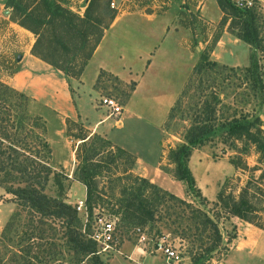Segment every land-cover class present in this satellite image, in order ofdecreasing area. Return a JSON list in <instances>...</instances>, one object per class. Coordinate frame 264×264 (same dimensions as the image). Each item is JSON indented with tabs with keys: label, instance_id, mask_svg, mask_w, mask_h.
<instances>
[{
	"label": "trees",
	"instance_id": "trees-1",
	"mask_svg": "<svg viewBox=\"0 0 264 264\" xmlns=\"http://www.w3.org/2000/svg\"><path fill=\"white\" fill-rule=\"evenodd\" d=\"M110 3L111 0H89L82 15L51 0H8L7 5L12 8L10 20L34 35L31 54L60 70L65 76L77 79L118 13ZM217 4L222 12L230 11L231 32L236 31L237 38L254 49L261 50L254 15L258 10H239L230 0H217ZM238 12L247 18L240 21L232 18ZM201 58V63L194 68L193 74L200 75L195 84L199 90L196 105L200 103V106L197 107L193 124L187 131L186 143L172 150L168 159L175 164L173 178L185 182L189 190L194 189V195L203 204L208 200L195 186L188 161L191 150L204 145L213 131L222 130L223 143L234 145L235 142L244 140L264 153V128L259 112L264 103V68L258 63L254 53L249 56L248 66L240 70L243 81L246 84L249 82V89L247 94L241 95L250 97L248 104L252 106L247 111L233 110L231 114L220 115L215 108L222 104L214 90L219 86L216 71L219 68L227 69V66H219L204 56ZM229 70L234 71L233 67H229ZM204 71L206 76L202 79ZM243 81L235 87L242 86ZM134 84L133 82L131 89ZM28 100L26 94L0 80V187L12 197L9 199L16 205L15 211L10 214L0 232V263L6 258V264H50L57 254L62 255L61 249L66 247L77 264L90 260H94L93 264H102L103 257L96 253V244L88 237L87 230H82L75 204L67 203L65 197L46 194L48 183L60 174L50 163L51 148L45 137L46 123L41 116L27 113ZM68 122L77 125L76 122L66 121V126ZM79 129L82 131L81 126ZM67 135L71 136L70 133ZM75 138L80 143L74 150V175L85 187V203L91 212L92 202L95 200L93 197H99L94 196L97 186L94 178L100 172V159L95 160V157H101L102 154L96 146L99 143V146L111 148L112 144L96 133H80ZM114 148L119 156L125 154L133 164L134 157L129 152L116 146ZM107 153L111 156L108 163H112L113 152L107 150ZM231 163L235 169L248 168L246 161L231 159ZM251 170L257 168L253 167ZM128 178L139 184L121 187V193L127 194L126 198L117 201L122 209L119 220L124 225L136 226L152 220L151 205L144 197V191L148 189L157 199L164 200V196H167L173 203L190 208L191 218L196 224L191 242L193 246L196 241L199 243L194 252H189V264H203L202 260H209L213 253L226 249L218 220L238 217L264 230V226L257 224L255 218L249 216L256 211L251 202L254 196L247 189L258 183L254 176L246 183L247 188H242L237 195L220 192L214 203L224 213L212 212V216L144 177L130 173L126 176ZM252 187L258 188L255 185ZM197 225H201V228ZM205 231L208 233L204 234ZM234 237L235 228L232 227L230 234H227V242Z\"/></svg>",
	"mask_w": 264,
	"mask_h": 264
},
{
	"label": "rangeland",
	"instance_id": "rangeland-1",
	"mask_svg": "<svg viewBox=\"0 0 264 264\" xmlns=\"http://www.w3.org/2000/svg\"><path fill=\"white\" fill-rule=\"evenodd\" d=\"M51 1L58 2L69 8L72 6L74 9H71L77 13L80 12V9H83V14L89 0ZM7 2L8 0H3L0 3V30L5 27L3 23L10 20L12 8L7 5ZM111 2L114 3L113 8H115L118 13L133 11H143L146 13L156 11L157 13H160L165 9H169L171 4L177 3V7L174 10L172 9L177 19L176 30H181L183 34H185V41L188 42L187 44L191 49L193 59L192 66L188 70V58L183 55L182 50L177 51L176 68L170 75L171 79L174 80L175 87H178L180 83H182L176 100L162 124V132L166 140V146L164 148L166 153L162 168L166 171H169L170 168L172 173L175 164L169 160L168 157L172 150H175L180 145L186 143L185 137L187 131L193 124V117L197 114L196 110H198L197 107L200 106V103L196 105L198 102L199 90L195 87V84L197 83L196 80L199 79L200 75L196 76L193 74L194 68L201 63L202 56L211 61H215L219 66H227V69L219 68L216 71V80L219 83V86L215 87L214 90L217 91L218 98L222 100V104L215 107L218 110L217 114H231L233 110H236L237 112L242 109L245 111L250 110L252 105L248 104V101H250L251 98L245 96V94L248 93L249 82L246 84L244 82L245 80L243 81V74L240 70L248 66L249 56L253 53L257 57L260 66L264 68V0L259 1L260 9L254 13L255 24L261 40V50L254 49L246 42L237 38L236 31L231 32L229 29V24L231 22L230 11L222 12L219 9L218 15L214 16L212 19L208 18V21H206L205 17L200 14L199 10L194 7L197 0H111ZM240 13L241 12H238L237 15L232 16V18L239 21L247 18L246 15ZM161 20L166 21V19L162 18L153 22H160ZM130 22L149 21L141 18H133L130 19ZM171 27L173 28L174 25L172 24ZM30 33H26L27 35L25 37H17L16 40L19 42L15 47L11 48L8 47L7 44L5 45V43L9 41V38L7 37H5L0 43V67L2 65V68L0 69L1 81L10 75H13L19 69L16 63V55L21 54L23 51L22 47L28 45L29 41L34 38V35ZM223 36H226V38L222 40L226 46L220 47L225 50V52L222 53L218 52L216 49L215 41L216 39H221ZM175 43L178 46V43ZM227 46H232V52L226 50ZM229 67H233L234 71L229 70ZM212 73L213 72L210 73L211 76ZM205 76L204 71L202 72V79H204ZM242 81V86L235 87L236 84H239ZM132 84V81L129 83H123L112 75L102 72L96 82V87H99L100 97L95 99L96 108L93 106V110L96 112L93 113L90 111V118L95 120L102 115L112 116L109 114L107 108L100 104V99L102 97L114 98L122 106L125 103L129 92L132 90ZM241 93L245 94L241 95ZM25 94H27V92ZM27 96L29 99L27 113L41 116L46 123L47 131L45 137L51 148L52 155L50 163L60 174L58 178L51 180L48 183L46 186V194L51 197H66L65 199H68L67 203L74 205V198L81 197L83 189L80 185H77L75 187L74 196L73 192L70 191L71 180L75 179L74 170L70 173V165L73 163V169L76 166L75 158L70 162V148H72L74 153V150L78 147L80 141L75 138L78 134L88 133L91 135V130L87 126L88 123L82 119L75 118L77 125L68 122L62 133L59 121L52 117L51 114L43 108V95L35 97L31 94H27ZM95 101L90 100V103H93L92 105H94ZM80 126L82 131L79 129ZM67 133H70L71 136L67 135ZM222 138V130L216 129L213 131L209 135V140L204 145L194 147L191 150L189 161L192 159L190 161L192 164L188 161V167L189 164H191V167L193 168V171H191L193 173L191 174L194 177L196 187L199 186L197 180L200 179L201 173L203 175V170H205L209 176L212 175L213 178H219L217 182H207L206 186L200 181L201 186L200 188L198 187L202 196L206 199L210 197L212 200L207 199V203L201 204L200 199L194 195V189L189 190L187 184L183 181L168 184L166 182L162 183L166 188L173 190L179 195H182L184 190L186 197L182 198L177 196L178 198L190 203L194 208H199L208 212V215L212 216V212L221 211L224 213L223 209L219 208V206L214 203L220 192H231L234 195H237L241 192L242 188L246 187V183L251 176H254L255 179H258V183L252 185L257 186L258 188L252 187V185L248 188L246 187L249 190V193L254 196L252 197L251 202L256 210L249 216L254 217L257 224L264 226V153L261 150H258L255 145L247 143L244 140L237 141L234 145H229V142L223 143ZM66 141H68V144ZM93 145L95 146V142ZM96 147L103 156L95 157V160H97V158L100 159V163H98L100 172L94 178V181L97 182L94 196L99 197H93L95 200L92 202L93 207L91 212L88 210L89 219L88 222L85 223V229L84 214L78 213L79 223L82 226V230H87L88 233L90 232L92 217L95 212H100L105 215H114L120 218L122 209L117 201L127 197V194L121 193V187L131 186L132 183L136 184V186L139 184L138 182L132 181L131 178L126 179V176L130 173L135 175L131 171L132 164L130 163V158H126L125 154L119 156V153L113 145L110 148L105 145L99 146L98 143ZM107 150L113 152L112 157L114 160L112 163H108V159L111 158V156L108 155L109 153H107ZM231 159H234L237 162L246 161L248 168L246 170L235 169L231 163ZM200 167H203L202 172L199 170ZM253 167L257 168V170H251ZM129 168L130 170H128ZM126 169L127 172H124ZM65 177L66 179H64ZM167 192L170 193L169 191ZM184 195L185 194H183V196ZM144 197L151 205L152 220L136 226L131 224L124 225L120 220L116 221V246L119 252H111L107 253L106 256H102V264H136L134 262L135 252L138 251L136 247L147 252H152L153 241L162 235L167 236L171 244H173L180 252V258H184L185 256L189 258V252L191 250L193 252L196 250L199 241H196L194 246L191 242V234L195 231L196 224L193 223L194 219L191 218L192 213L190 208L185 207L184 204L173 203V200L167 199V196H164V200L157 199L152 193H150L149 189L144 191ZM9 198L12 197L9 194H6L0 187V232L10 214L16 209L15 203ZM83 199L85 200V198ZM220 215L222 214L220 213ZM218 223L221 234H224V222L218 220ZM197 226L198 228H201V225ZM137 228H140V231H137ZM141 232H143L144 237L141 236ZM197 232H199V230H197ZM230 232L231 229L229 228L227 234H230ZM206 233H208V231L204 232V234ZM219 252L221 253V251ZM219 252L213 253L211 259L206 261L202 260L201 262H203V264H213L214 261L220 257ZM61 253L62 255L59 256L57 254L54 260H51L50 264H77L74 262L73 255H71L70 252H67L66 247L61 249ZM152 253L156 254V252ZM161 257L164 256L162 255ZM7 262L8 261L5 258L0 264H6ZM157 262L158 264H165L164 261L161 260H157ZM93 263L94 260H90L87 263L82 262L81 264Z\"/></svg>",
	"mask_w": 264,
	"mask_h": 264
},
{
	"label": "crops",
	"instance_id": "crops-1",
	"mask_svg": "<svg viewBox=\"0 0 264 264\" xmlns=\"http://www.w3.org/2000/svg\"><path fill=\"white\" fill-rule=\"evenodd\" d=\"M2 1L0 0V3ZM169 7L160 13L156 11L117 13L77 79L65 76L60 70L32 55L31 47L34 42L32 38L28 45L22 47L21 54L16 55L19 67L17 72L2 81L23 93L27 92L28 95L35 97L43 95V108L59 121L62 133L66 121L75 122V118L86 121L91 134L96 133L104 137L113 146L129 152L134 157L131 171L135 175L144 177L161 189L183 198L186 197L184 190L183 196L163 185L164 182L168 184L180 180L173 178L170 168L169 171L162 168L166 153L162 124L182 84L175 87L174 80L170 77L176 68V52L182 50L183 55L188 58V70L192 66L193 54L188 42L185 41V34L181 30H176L177 19L173 10L177 3ZM194 7L206 21L218 15L220 9L216 0H197ZM70 8L74 9L72 6ZM82 10L79 12L81 15ZM133 18L149 22H130ZM162 18L166 21L153 22ZM3 25L5 27L0 30V43L7 37L9 41L5 45L11 48L19 42L16 40L17 37H25L26 33H30L11 20L4 22ZM225 38L226 36L216 39L215 47L218 52H225L220 48L226 46L222 42ZM226 50L232 52V46H227ZM102 72L123 83L132 81L135 84L118 116L102 115L92 120L89 112H96L93 106H96L95 99L100 97L96 82ZM90 100L95 101L94 105ZM260 111L264 128V103ZM66 143L68 144V141ZM70 149L71 162L74 153L72 148ZM191 164L189 169L193 171ZM73 170L72 163L70 173ZM199 170L202 172L203 167ZM200 176L197 180L199 188L200 181L206 186L207 182H217L219 179L209 176L205 170ZM77 185L82 187L83 194L74 198L75 202L85 198V187L76 179H72L70 183L73 196ZM207 199L212 200L210 197ZM64 200L67 202L68 199ZM223 222L222 237L226 249L220 253L218 259L213 260V264H264V230L238 217H231ZM232 227L235 228V237L227 242V232ZM136 249L138 250L135 252L136 264H158L157 260L164 261L165 264L190 262L185 256L180 258V261L170 263L158 253L147 252L139 247Z\"/></svg>",
	"mask_w": 264,
	"mask_h": 264
},
{
	"label": "built area",
	"instance_id": "built-area-1",
	"mask_svg": "<svg viewBox=\"0 0 264 264\" xmlns=\"http://www.w3.org/2000/svg\"><path fill=\"white\" fill-rule=\"evenodd\" d=\"M231 4L239 10H259L260 4L257 0H230ZM114 7V3H110ZM100 104L105 106L110 115H118L122 106L110 97H102ZM75 209L78 213L84 214V229L89 219L87 205L84 199H79L75 202ZM119 218L114 215H105L100 212H95L92 217V224L88 237L96 244V253L101 256H106L107 253H118L116 246V221ZM84 231V230H83ZM140 231V228H137ZM141 236L144 237L143 232ZM152 252L162 254L168 262H177L180 259V252L168 240L167 236L162 235L153 241Z\"/></svg>",
	"mask_w": 264,
	"mask_h": 264
}]
</instances>
